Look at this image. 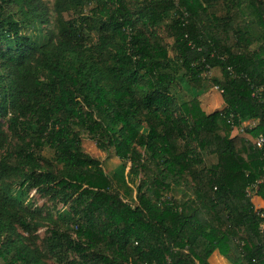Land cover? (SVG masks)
Returning <instances> with one entry per match:
<instances>
[{
    "label": "trees",
    "instance_id": "16d2710c",
    "mask_svg": "<svg viewBox=\"0 0 264 264\" xmlns=\"http://www.w3.org/2000/svg\"><path fill=\"white\" fill-rule=\"evenodd\" d=\"M260 134L264 0H0V264H264Z\"/></svg>",
    "mask_w": 264,
    "mask_h": 264
},
{
    "label": "rangeland",
    "instance_id": "374dc122",
    "mask_svg": "<svg viewBox=\"0 0 264 264\" xmlns=\"http://www.w3.org/2000/svg\"><path fill=\"white\" fill-rule=\"evenodd\" d=\"M46 1L50 4V6H52L53 0ZM216 72L218 73V71L212 70L207 77L213 78L214 76H216ZM217 75H219V73ZM200 101L202 103L204 111L208 114L221 111L224 108L222 94L217 87H209L207 92L200 96ZM234 135H237V132L234 131ZM84 149L88 154L102 161L103 168L107 173L113 172L114 169L120 164V160L115 157L113 151H101L97 147V144L90 138H84ZM33 201L38 206H42L46 202V200L38 197V195L34 196ZM41 233L43 234L44 231H42Z\"/></svg>",
    "mask_w": 264,
    "mask_h": 264
},
{
    "label": "built area",
    "instance_id": "2783aa9c",
    "mask_svg": "<svg viewBox=\"0 0 264 264\" xmlns=\"http://www.w3.org/2000/svg\"><path fill=\"white\" fill-rule=\"evenodd\" d=\"M218 88V87H217ZM219 89V88H218ZM220 90V89H219ZM220 93H223L222 90H220ZM259 124L258 120H250V121H244L242 122L241 126L238 127L240 132H245L247 129L253 130L255 129ZM255 146L258 150L262 151L264 153V134H260L255 138ZM264 184V180H260L257 183L253 184L248 190H247V196L252 200L256 197H259L258 193L260 191V186ZM257 212H259V215L264 219V207L255 206ZM261 230H264V223L261 225Z\"/></svg>",
    "mask_w": 264,
    "mask_h": 264
},
{
    "label": "crops",
    "instance_id": "0c3cea01",
    "mask_svg": "<svg viewBox=\"0 0 264 264\" xmlns=\"http://www.w3.org/2000/svg\"><path fill=\"white\" fill-rule=\"evenodd\" d=\"M203 108V106H202ZM204 110V109H203ZM253 200L255 206L264 207V199L262 197H256ZM211 264H231L226 258H224L219 252L214 253L210 259Z\"/></svg>",
    "mask_w": 264,
    "mask_h": 264
}]
</instances>
